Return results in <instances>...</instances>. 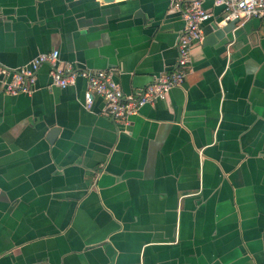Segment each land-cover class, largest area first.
I'll list each match as a JSON object with an SVG mask.
<instances>
[{
  "label": "crops",
  "instance_id": "crops-1",
  "mask_svg": "<svg viewBox=\"0 0 264 264\" xmlns=\"http://www.w3.org/2000/svg\"><path fill=\"white\" fill-rule=\"evenodd\" d=\"M204 6L216 41L128 122L46 64L31 92L0 75V264H264V18ZM183 28L172 0H0V66L58 50L134 93L173 69Z\"/></svg>",
  "mask_w": 264,
  "mask_h": 264
},
{
  "label": "built area",
  "instance_id": "built-area-1",
  "mask_svg": "<svg viewBox=\"0 0 264 264\" xmlns=\"http://www.w3.org/2000/svg\"><path fill=\"white\" fill-rule=\"evenodd\" d=\"M206 0H172V6L184 20V28L177 36V58L173 69L134 93L124 92L108 70L76 68L72 63L62 64L58 50L38 54L28 64L14 69L0 66V75L8 76L5 91L11 94L31 92L36 70L42 64L49 67L51 84L61 88L73 85L77 78L86 81L83 99L89 106L94 96L102 98L107 116L120 122H128L130 116L139 112L147 103L164 100L168 92L183 84L190 63L191 50L201 43L204 25L211 17V11L204 6ZM213 6L221 9L218 25L234 22L243 24L251 18H264V0H210Z\"/></svg>",
  "mask_w": 264,
  "mask_h": 264
},
{
  "label": "water",
  "instance_id": "water-1",
  "mask_svg": "<svg viewBox=\"0 0 264 264\" xmlns=\"http://www.w3.org/2000/svg\"><path fill=\"white\" fill-rule=\"evenodd\" d=\"M100 1H102V2H105V3H112V2H114V1H118V0H100ZM136 15H142V13H141V11H139V10H137V12H136ZM231 24V23H230ZM229 26V25H228ZM227 28V27H226ZM225 28V29H226ZM216 36H215V34L214 33H209V34H207L205 37H204V40H203V43L205 42V41H208V43H211L212 41H216ZM53 132H57V130L56 129H54L53 130Z\"/></svg>",
  "mask_w": 264,
  "mask_h": 264
}]
</instances>
